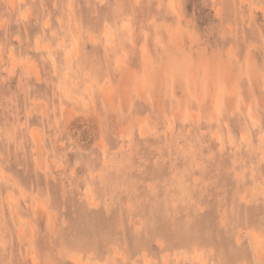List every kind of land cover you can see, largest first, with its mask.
<instances>
[{"label":"rangeland","instance_id":"obj_1","mask_svg":"<svg viewBox=\"0 0 264 264\" xmlns=\"http://www.w3.org/2000/svg\"><path fill=\"white\" fill-rule=\"evenodd\" d=\"M0 264H264V0H0Z\"/></svg>","mask_w":264,"mask_h":264},{"label":"bare ground","instance_id":"obj_2","mask_svg":"<svg viewBox=\"0 0 264 264\" xmlns=\"http://www.w3.org/2000/svg\"><path fill=\"white\" fill-rule=\"evenodd\" d=\"M216 135V134H215ZM230 139V138H229ZM230 141V140H229ZM232 141V140H231Z\"/></svg>","mask_w":264,"mask_h":264}]
</instances>
